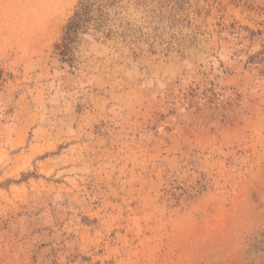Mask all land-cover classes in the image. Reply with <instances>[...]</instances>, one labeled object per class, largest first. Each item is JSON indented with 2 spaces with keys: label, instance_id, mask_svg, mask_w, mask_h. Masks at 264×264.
I'll list each match as a JSON object with an SVG mask.
<instances>
[{
  "label": "rangeland",
  "instance_id": "obj_1",
  "mask_svg": "<svg viewBox=\"0 0 264 264\" xmlns=\"http://www.w3.org/2000/svg\"><path fill=\"white\" fill-rule=\"evenodd\" d=\"M0 264H264V0H0Z\"/></svg>",
  "mask_w": 264,
  "mask_h": 264
},
{
  "label": "trees",
  "instance_id": "obj_2",
  "mask_svg": "<svg viewBox=\"0 0 264 264\" xmlns=\"http://www.w3.org/2000/svg\"><path fill=\"white\" fill-rule=\"evenodd\" d=\"M82 16L83 15L78 11L75 12L73 18L71 19V23L67 27V38H65L66 41L64 43L57 44V48L60 49V54L64 56L62 59L63 61H72V58L68 57L69 54H71V33L76 32L80 27L81 23L79 22V20Z\"/></svg>",
  "mask_w": 264,
  "mask_h": 264
}]
</instances>
